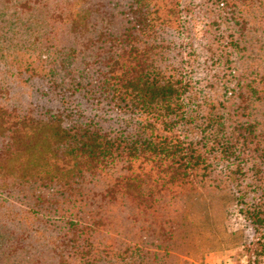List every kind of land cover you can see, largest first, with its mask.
<instances>
[{"label": "trees", "instance_id": "obj_1", "mask_svg": "<svg viewBox=\"0 0 264 264\" xmlns=\"http://www.w3.org/2000/svg\"><path fill=\"white\" fill-rule=\"evenodd\" d=\"M224 190L258 264L264 0H0V264H180Z\"/></svg>", "mask_w": 264, "mask_h": 264}, {"label": "rangeland", "instance_id": "obj_2", "mask_svg": "<svg viewBox=\"0 0 264 264\" xmlns=\"http://www.w3.org/2000/svg\"><path fill=\"white\" fill-rule=\"evenodd\" d=\"M199 28L198 25L195 27L198 34ZM248 181L252 182L251 179ZM259 192L250 189L249 194L259 195ZM202 206L191 213L194 246L187 255L179 257V263L245 264L249 258L253 259V250L259 245L257 234L251 222L239 212L230 193L224 190L207 196ZM14 223L13 220L10 225ZM256 261L264 264V254L257 256Z\"/></svg>", "mask_w": 264, "mask_h": 264}]
</instances>
